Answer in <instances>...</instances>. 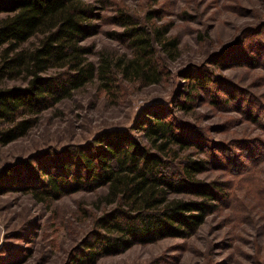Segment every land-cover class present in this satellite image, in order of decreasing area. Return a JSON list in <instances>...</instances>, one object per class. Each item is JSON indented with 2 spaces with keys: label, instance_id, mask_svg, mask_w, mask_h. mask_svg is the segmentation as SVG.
Returning <instances> with one entry per match:
<instances>
[{
  "label": "rangeland",
  "instance_id": "obj_1",
  "mask_svg": "<svg viewBox=\"0 0 264 264\" xmlns=\"http://www.w3.org/2000/svg\"><path fill=\"white\" fill-rule=\"evenodd\" d=\"M99 4L101 18L95 21L100 30L85 41L94 45L92 59L101 50L112 58L129 54L127 42L110 33L123 30L114 22L120 8L148 27L171 24L169 35L179 40L177 56L166 60L159 83L120 80L105 90L94 79L76 89L42 111L26 134L0 145V169L87 143L105 129H126L143 140L141 131L133 129L134 122L147 108L165 112L166 118L184 122L186 130L205 144L203 149L189 146L183 153L210 160L222 154V145L232 146L244 163L238 170L211 164L198 174L203 180L222 182L226 193L191 235L134 244L91 264H264V149L246 159L236 146L243 140L264 148V0ZM242 54L254 60L234 58ZM215 57L218 63H213ZM187 72L209 77L205 87L194 88V98L187 97ZM184 98L193 101L191 109L179 107ZM256 113L261 117L257 122L250 117ZM105 191L81 189L51 200L14 189L0 193V264H72L81 241L95 228V218L110 207L103 198Z\"/></svg>",
  "mask_w": 264,
  "mask_h": 264
},
{
  "label": "trees",
  "instance_id": "obj_2",
  "mask_svg": "<svg viewBox=\"0 0 264 264\" xmlns=\"http://www.w3.org/2000/svg\"><path fill=\"white\" fill-rule=\"evenodd\" d=\"M99 3L0 0V145L26 134L42 111L94 79L105 90L120 80L142 85L162 80L165 62L177 56L179 46L178 38L169 35L171 24L148 27L120 8L114 22L123 30L110 33L127 42L129 54L112 58L101 50L92 59L94 45L85 41L100 30L95 21L101 18ZM234 58L254 60L248 54ZM212 61L218 63L216 57ZM184 77L188 98L196 97L194 88L205 87L209 80L207 74L187 72ZM4 80L15 82L5 85ZM192 102L184 98L179 107L189 110ZM250 117L256 122L264 118L259 113ZM132 127L141 131L143 140L126 129H105L87 143L0 169V193L25 191L37 200L106 188L103 198L110 207L95 218V228L81 241L72 264H91L134 244L191 235L226 193L222 182L203 180L198 174L211 164L238 170L244 163L232 146L222 145V154L210 160L183 153L189 146L203 149L205 144L165 112L147 108ZM242 141L236 146L246 159L264 149Z\"/></svg>",
  "mask_w": 264,
  "mask_h": 264
}]
</instances>
